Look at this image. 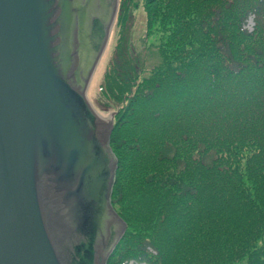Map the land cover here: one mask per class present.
I'll list each match as a JSON object with an SVG mask.
<instances>
[{
	"label": "trees",
	"instance_id": "16d2710c",
	"mask_svg": "<svg viewBox=\"0 0 264 264\" xmlns=\"http://www.w3.org/2000/svg\"><path fill=\"white\" fill-rule=\"evenodd\" d=\"M141 1L159 58L100 85L127 225L106 264H264V0Z\"/></svg>",
	"mask_w": 264,
	"mask_h": 264
},
{
	"label": "water",
	"instance_id": "95a60500",
	"mask_svg": "<svg viewBox=\"0 0 264 264\" xmlns=\"http://www.w3.org/2000/svg\"><path fill=\"white\" fill-rule=\"evenodd\" d=\"M119 0H0V264H106L127 225L87 90Z\"/></svg>",
	"mask_w": 264,
	"mask_h": 264
},
{
	"label": "rangeland",
	"instance_id": "374dc122",
	"mask_svg": "<svg viewBox=\"0 0 264 264\" xmlns=\"http://www.w3.org/2000/svg\"><path fill=\"white\" fill-rule=\"evenodd\" d=\"M246 27L250 30L252 22L248 20ZM156 38L151 36L146 38V18L141 0H136L135 6L129 11V18L126 28L121 29L116 22L113 23L112 30L90 82L87 97L97 114L104 120L108 121L113 115V107L100 91V85L103 84L104 72L109 62L116 58L119 67L126 70L130 65H134L136 69L142 71L141 75L148 72L158 60V53L150 47V43ZM127 49V54L124 50ZM116 63V64H117ZM127 67V68H126ZM120 72L121 69L119 68ZM109 104V107L106 106Z\"/></svg>",
	"mask_w": 264,
	"mask_h": 264
}]
</instances>
